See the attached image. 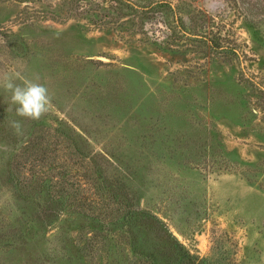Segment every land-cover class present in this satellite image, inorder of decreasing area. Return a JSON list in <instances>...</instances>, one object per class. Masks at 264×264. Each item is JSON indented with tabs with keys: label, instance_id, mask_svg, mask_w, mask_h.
Segmentation results:
<instances>
[{
	"label": "rangeland",
	"instance_id": "374dc122",
	"mask_svg": "<svg viewBox=\"0 0 264 264\" xmlns=\"http://www.w3.org/2000/svg\"><path fill=\"white\" fill-rule=\"evenodd\" d=\"M3 72L52 107L19 117L0 88V264H127L161 245L134 206L264 264V0H0Z\"/></svg>",
	"mask_w": 264,
	"mask_h": 264
},
{
	"label": "trees",
	"instance_id": "16d2710c",
	"mask_svg": "<svg viewBox=\"0 0 264 264\" xmlns=\"http://www.w3.org/2000/svg\"><path fill=\"white\" fill-rule=\"evenodd\" d=\"M115 213L111 218L121 215L122 220L127 219L124 213L122 200L115 201ZM130 221L133 224L142 226L145 230L160 242V246H151V251L144 250L142 246L130 247V258L127 264H218L210 257H201L185 248L171 233L167 225L155 214L134 206L129 213ZM110 218V219H111ZM134 236L133 234H131ZM158 255L155 257L154 255Z\"/></svg>",
	"mask_w": 264,
	"mask_h": 264
},
{
	"label": "clouds",
	"instance_id": "9594fccd",
	"mask_svg": "<svg viewBox=\"0 0 264 264\" xmlns=\"http://www.w3.org/2000/svg\"><path fill=\"white\" fill-rule=\"evenodd\" d=\"M17 74L0 73V88L10 94V101L15 105L17 116L30 120H39L52 107V95L49 88L39 82V78L24 79L16 83ZM9 127L17 136L24 135V127L20 120L9 121Z\"/></svg>",
	"mask_w": 264,
	"mask_h": 264
}]
</instances>
